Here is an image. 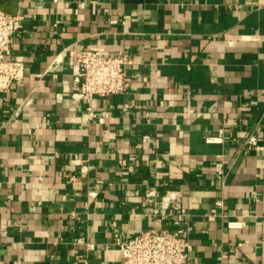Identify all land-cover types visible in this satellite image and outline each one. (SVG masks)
I'll use <instances>...</instances> for the list:
<instances>
[{
  "label": "crops",
  "instance_id": "obj_1",
  "mask_svg": "<svg viewBox=\"0 0 264 264\" xmlns=\"http://www.w3.org/2000/svg\"><path fill=\"white\" fill-rule=\"evenodd\" d=\"M0 9L23 16L12 54L26 65L0 93V264H121L114 233L153 225L147 190L186 209L166 219L185 220L184 264H264V0ZM86 49L128 54L130 88L72 99L70 67L54 59Z\"/></svg>",
  "mask_w": 264,
  "mask_h": 264
},
{
  "label": "built area",
  "instance_id": "obj_2",
  "mask_svg": "<svg viewBox=\"0 0 264 264\" xmlns=\"http://www.w3.org/2000/svg\"><path fill=\"white\" fill-rule=\"evenodd\" d=\"M23 30V16L8 14L0 9V93L8 92L12 86L25 77V61L22 56L12 54V38ZM65 61L58 54L54 63H66L71 70L73 84L71 93L74 100L89 101L93 97H106L123 94L131 86L127 67L133 60L125 52L109 55L91 49L72 51L65 54ZM92 115L90 107L87 108ZM247 144L256 150L263 147L251 136ZM147 197L155 199L149 214L154 217L152 227L122 239L117 233L113 235V244L118 247L122 257L121 264H184L191 250L188 228L183 219L181 226L170 230L166 225L169 211H177L186 218V209L180 205L174 194L158 196L155 190H147ZM228 228H241L242 222L230 221Z\"/></svg>",
  "mask_w": 264,
  "mask_h": 264
}]
</instances>
